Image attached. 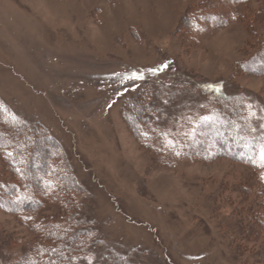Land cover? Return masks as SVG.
<instances>
[{"label": "rangeland", "instance_id": "rangeland-1", "mask_svg": "<svg viewBox=\"0 0 264 264\" xmlns=\"http://www.w3.org/2000/svg\"><path fill=\"white\" fill-rule=\"evenodd\" d=\"M261 147L264 0H0V264H264Z\"/></svg>", "mask_w": 264, "mask_h": 264}, {"label": "trees", "instance_id": "trees-1", "mask_svg": "<svg viewBox=\"0 0 264 264\" xmlns=\"http://www.w3.org/2000/svg\"><path fill=\"white\" fill-rule=\"evenodd\" d=\"M41 168H34V170L30 173V178L32 180L31 185L33 187V190L34 191H38L39 189H41V187L43 186V178H44V175H42V171L40 172ZM22 170V167L21 169L19 170L21 172ZM51 172V171H50ZM36 173V174H35ZM39 174V175H38ZM23 176V175H22ZM5 185V184H4ZM5 187V186H4ZM17 187H14V189H16ZM9 190V188H5L4 190ZM11 189V188H10ZM58 189V188H57ZM55 190V189H54ZM10 193V195L12 194V191L9 190L8 191ZM0 203H2V205H4L5 207V204L8 205L7 201H2V199L0 200ZM33 204L34 203H29L27 202L26 205L24 206H28L26 208H29V207H33ZM24 210V209H23ZM71 220H68L66 221V223H64V219L63 218H59V220H56L53 227H62L61 231L64 233H62L60 236H63V234L66 235V233H69V235L67 234V236L65 237H68L71 239L72 237V232L71 229H70V226H68V223L71 225L70 223ZM45 222V224H44ZM47 221H40L38 222V224L36 225L39 229V232L43 231V234L40 233V238L36 241V246L33 248V251H34V254H35V257H33L34 261L33 262H29L27 264H47L48 262V259H49V255H53L54 254H51L53 252H55V256L57 258H61V255L65 257L66 260H71V261H74L75 263L76 262H80V261H83L85 259L89 260L90 258L87 256L84 255L85 252H91L92 251V243H90V245H87V250L84 251V247L80 248L78 246L75 247V249L73 251H71L72 249V246L71 245H68L67 243L66 244H58L50 238V235H51V231H48L46 229V227L48 226L47 225ZM46 229V230H44ZM77 233V231H74ZM91 234L94 236L95 235V232L93 230H91ZM55 244V245H53ZM54 256V258H55ZM26 255L23 257V256H20L19 258H17L15 261L17 264H26V259H25Z\"/></svg>", "mask_w": 264, "mask_h": 264}, {"label": "snow or ice", "instance_id": "snow-or-ice-1", "mask_svg": "<svg viewBox=\"0 0 264 264\" xmlns=\"http://www.w3.org/2000/svg\"><path fill=\"white\" fill-rule=\"evenodd\" d=\"M163 67H167V65H164ZM155 71V70H153ZM134 79L137 77H133ZM259 160H260V166H264V147H261L259 152ZM255 163V161H253Z\"/></svg>", "mask_w": 264, "mask_h": 264}]
</instances>
